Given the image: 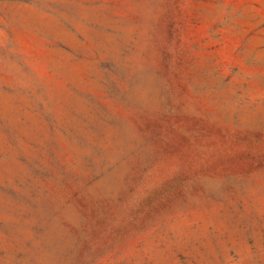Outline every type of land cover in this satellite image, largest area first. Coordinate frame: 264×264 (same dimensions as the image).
Returning <instances> with one entry per match:
<instances>
[{
	"label": "rangeland",
	"instance_id": "1",
	"mask_svg": "<svg viewBox=\"0 0 264 264\" xmlns=\"http://www.w3.org/2000/svg\"><path fill=\"white\" fill-rule=\"evenodd\" d=\"M0 264H264V0H0Z\"/></svg>",
	"mask_w": 264,
	"mask_h": 264
}]
</instances>
